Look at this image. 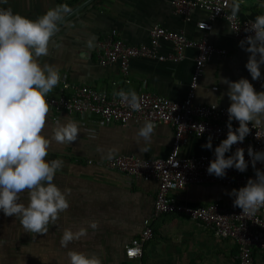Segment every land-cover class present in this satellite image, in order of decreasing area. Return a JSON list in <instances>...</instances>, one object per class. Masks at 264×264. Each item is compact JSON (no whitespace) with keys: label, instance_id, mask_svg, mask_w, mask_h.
I'll return each mask as SVG.
<instances>
[{"label":"crops","instance_id":"0c3cea01","mask_svg":"<svg viewBox=\"0 0 264 264\" xmlns=\"http://www.w3.org/2000/svg\"><path fill=\"white\" fill-rule=\"evenodd\" d=\"M85 0H0V7L11 8L14 13L35 20L48 9L67 4L72 13L64 17L59 31L49 44V55L42 60L59 68L68 83L87 85L111 93V81L120 79L118 65L101 66L97 63L95 47L110 31L128 44L148 45V32L154 25L181 32L186 38L197 40L203 31L197 21H208L211 28L206 33L209 43L225 50V54L213 53L203 64L194 90V102L228 106L227 85L222 78L236 81L243 77L254 85L245 68L248 53L231 37L226 21L222 18L208 19L207 13L192 8L185 17L174 11L172 0H91L76 10ZM232 0L229 2V9ZM242 19H252L264 13L260 0H239ZM92 46H88V41ZM157 55L171 52L168 41L159 40ZM196 50L186 47L180 60L168 58L132 57L128 61L129 83L125 88L135 92L143 83L147 91L157 93L169 100L183 99L193 69ZM264 80V65L260 66ZM64 89L63 94H68ZM59 84L48 95H57ZM69 117L79 126V135L73 143L58 144L52 141L47 160L64 162L54 183L68 189L69 208L59 219L49 225L46 234L26 232L18 218L5 216L0 211V264H69L67 251L73 249L95 253L102 264H135L126 260L123 246L137 236L142 220L149 214L157 188L156 181L129 179L121 172L86 159L106 160L117 154L133 155L143 159L164 157L169 151L173 131L165 124L156 125L152 142L145 145L134 139L136 130L143 121L130 119L124 125L111 123L98 125L94 117L81 119L75 115L60 113L57 121ZM52 112L46 115L44 133L50 138L57 124ZM206 141L189 136L179 147L182 156L212 154L218 146L203 148ZM147 151H144V148ZM232 187L219 184H189L185 188L170 190L169 195L177 203L196 206L210 202L233 206L227 195ZM26 193L21 194V203H27ZM89 221H96L94 230ZM87 228V235L74 240L68 248L61 247L64 228L73 231ZM152 236L143 244L139 264H235L237 245L234 241L219 238L199 223L181 214H162L152 225ZM253 264H264L259 252L252 253Z\"/></svg>","mask_w":264,"mask_h":264},{"label":"clouds","instance_id":"9594fccd","mask_svg":"<svg viewBox=\"0 0 264 264\" xmlns=\"http://www.w3.org/2000/svg\"><path fill=\"white\" fill-rule=\"evenodd\" d=\"M230 8L232 17H236L240 11L239 0H232ZM71 13L67 4H61L32 20L14 13L11 8L0 7V211L5 216L18 218L26 232L46 234L49 225L70 206L69 190H61L53 182L64 162L46 157L52 141L75 142L79 126L64 117L63 122L57 121L52 128L50 138L45 135L49 112L46 96L61 77L59 68L42 58L49 55V44L58 33L60 22ZM245 31L252 34L240 40L238 46L249 54L245 68L255 81L261 78L260 66L264 65V14L257 15ZM87 43L92 46L91 40ZM219 82L227 85L226 95L230 101L226 110L227 135L214 148V159L209 161L207 173L223 178L230 168L245 172L250 162L255 178H249L243 187L226 194L234 197L233 206L242 209L243 215L254 216L264 207V170L256 168L257 162L264 164V151H254L249 145V161L245 160V150L240 147L231 155L225 154L231 152L233 145L244 141L251 131L249 124L255 129L264 127V91H255L253 84L243 77L236 81L222 78ZM114 95L133 111L141 110L140 98L134 90L121 89ZM210 104L217 107V103ZM233 120L238 122L235 129ZM199 127L202 134L205 128ZM155 128L154 123L145 120L136 130L134 139L137 143L150 144ZM202 147L212 150L211 136ZM23 193L27 194L26 204L20 202ZM88 227L95 230L98 224L89 221ZM85 235V227L76 231L64 228L61 247L68 248ZM67 257L69 264H102L95 253L68 249Z\"/></svg>","mask_w":264,"mask_h":264},{"label":"built area","instance_id":"2783aa9c","mask_svg":"<svg viewBox=\"0 0 264 264\" xmlns=\"http://www.w3.org/2000/svg\"><path fill=\"white\" fill-rule=\"evenodd\" d=\"M230 0H172L174 11L187 16L192 8L202 9L207 13L208 19L222 18L226 21L231 37L242 40L252 19H242L238 16L232 17L229 9ZM198 29L203 35L197 40L186 38L181 32L169 30L159 25H154L148 32V45L128 44L122 40L115 31L110 33L101 41L96 43L95 54L97 63L101 66L116 63L118 65L120 79L111 81L114 89L107 94L103 90H97L87 85H74L68 83L64 74L60 75L59 93L47 95L46 100L52 112V120L57 121L60 113L75 115L81 119L94 117L98 125H109L118 123L124 125L128 120L140 121L150 120L155 125L165 124L171 127L173 137L169 151L164 157L143 159L133 155L117 154L106 160L86 159V163L93 162L97 166H103L123 173L129 179H141L156 181L157 188L153 197L152 208L149 214L142 220V228L139 234L124 244V256L139 264L143 244L152 236L151 225L162 214H181L207 228L212 234L219 238L230 239L237 245L235 255L236 264H253L252 253L257 251L264 263V207L260 208L256 215L246 216L242 214L239 207H227L216 202L187 206L177 203L169 195L170 190L182 189L189 184H219L235 189L243 187L249 178H255L254 170L249 162L245 172H239L234 168L226 170L223 178H218L207 173L210 160L214 159L212 154H200L196 156H182L179 147L186 142L189 136H194L207 141L211 136L212 143L219 145L226 138L228 120V106L217 105L213 108L211 104L194 102V90L197 79L201 73L203 64L210 55L225 54V50L213 46L207 41L206 33L211 28L208 21H197ZM159 40L168 41L171 44V52L166 55H157L155 48ZM186 47L196 50L193 69L186 92L180 101L169 100L157 93L147 91L142 83L137 89L142 108L133 111L115 92L123 89L128 91L124 85L129 83L128 61L132 57H148L157 59L180 60ZM256 88L264 90V80H255ZM69 89L66 95L62 91ZM200 125L205 131L200 134ZM233 129L238 127V122L232 121ZM242 143L232 146L231 155L237 147L245 150V160L249 161L247 155L248 146L254 151H264V127L252 128ZM259 137V138H257ZM256 168L264 170V164L257 162Z\"/></svg>","mask_w":264,"mask_h":264},{"label":"water","instance_id":"95a60500","mask_svg":"<svg viewBox=\"0 0 264 264\" xmlns=\"http://www.w3.org/2000/svg\"><path fill=\"white\" fill-rule=\"evenodd\" d=\"M89 1H91V0H85V1H83L78 7H76V10L79 9L80 7L84 6Z\"/></svg>","mask_w":264,"mask_h":264},{"label":"rangeland","instance_id":"374dc122","mask_svg":"<svg viewBox=\"0 0 264 264\" xmlns=\"http://www.w3.org/2000/svg\"><path fill=\"white\" fill-rule=\"evenodd\" d=\"M261 1V3H264V0H260ZM193 264H195V263H193Z\"/></svg>","mask_w":264,"mask_h":264},{"label":"trees","instance_id":"16d2710c","mask_svg":"<svg viewBox=\"0 0 264 264\" xmlns=\"http://www.w3.org/2000/svg\"><path fill=\"white\" fill-rule=\"evenodd\" d=\"M261 14H264V13H259V15H261ZM236 264V263H235Z\"/></svg>","mask_w":264,"mask_h":264}]
</instances>
